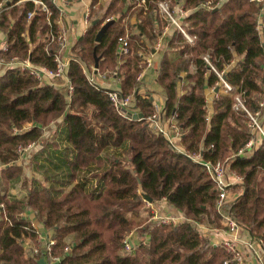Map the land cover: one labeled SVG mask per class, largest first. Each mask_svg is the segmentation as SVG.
Masks as SVG:
<instances>
[{
	"label": "trees",
	"instance_id": "16d2710c",
	"mask_svg": "<svg viewBox=\"0 0 264 264\" xmlns=\"http://www.w3.org/2000/svg\"><path fill=\"white\" fill-rule=\"evenodd\" d=\"M17 1L0 0L8 7L0 14V31L10 45L1 55L8 59L14 55L32 57L34 63L54 68L52 52L57 47L47 35L59 27V9L46 0L54 12L49 24L46 13L34 2L12 6ZM145 1L131 14L136 25L128 32V55L118 54V44L127 33L125 17L137 0H92L91 24L70 54L92 69L96 51L100 71L118 69L119 90L136 93L137 108L147 116L157 105L152 97L139 92L142 54L152 52L168 22L159 11L160 0ZM184 2L191 10L181 22L195 37L194 42L170 25L169 35L162 40L156 77L165 95L164 118L177 115L182 130L178 144L183 151L155 133L145 119L121 116L106 89L90 84L76 61L67 69L74 86L71 99L63 79L40 84L17 68L0 73V180L18 181L26 188L25 195L18 197L0 187V205H4L0 209L1 262L38 264L44 255L26 247L28 239L38 244L39 231L28 216L33 212L42 229L56 240L57 264H224L225 249L199 228V223L222 226L217 187L206 168L186 153H200L203 160L226 161L251 138L255 141L251 151L226 161L228 170L243 178L242 190L226 207L252 239L264 241V137L250 127L244 110L233 108L234 95L222 93L209 103L208 91L219 77L203 58L208 54L219 70H226L225 78L242 93L252 113L260 110L264 0ZM33 10L36 14L28 21V12ZM114 18L102 41L97 42L102 25ZM173 52L178 53L176 58H172ZM259 120L264 126V109ZM53 121L54 133L46 143L43 129ZM32 143L41 148L32 153L28 166L43 179L29 177L19 162L24 155L21 148ZM147 197L152 198V204L164 202L180 213L181 219L175 223L155 220ZM144 212L147 215L142 218ZM130 232L135 235L131 249L126 250ZM70 234H75V240L66 251Z\"/></svg>",
	"mask_w": 264,
	"mask_h": 264
},
{
	"label": "built area",
	"instance_id": "2783aa9c",
	"mask_svg": "<svg viewBox=\"0 0 264 264\" xmlns=\"http://www.w3.org/2000/svg\"><path fill=\"white\" fill-rule=\"evenodd\" d=\"M25 1H32L35 3L37 7L42 9L46 13V17L48 23L51 24V17L53 15V10L50 8L49 4L46 0H19L16 3H13L12 6L21 4ZM56 7L61 12V8L58 7V0H52ZM60 1H75V0H60ZM145 0H137V5L142 6L145 4ZM5 5L0 4V14L6 10L8 7ZM158 8L161 13V16L167 20V25L164 29V34L167 31L170 25L177 27L184 35V37L190 42L193 43L195 37L190 35L189 32L184 28L182 25V18L185 17L186 14L191 9H188L184 0H160L158 2ZM91 9L86 10L85 12V22L89 23L91 21L90 13ZM36 14V11H29L28 12V21H30ZM56 23L59 25L58 29L47 35V38L50 44H54L57 48L56 51L52 52L55 60V67L51 68L47 65H38L32 61V57L21 58L20 56L14 55L11 58H6L5 56L1 55V53L8 52L9 50V42L7 36L4 32L0 31V66H4L5 68H17L21 71L27 72L28 74L32 75L40 84L50 82L51 83L57 79H63L67 88L68 99H71L74 93V86L70 81L67 75V69L72 61H76L80 63L83 68V71L86 74V77L90 84L94 85L98 89H102L103 87L99 85L96 81L95 73L97 74L100 72L98 67H93L90 69L86 64H83L79 59L75 58L72 55H64L63 50L68 45V37H67V30L62 26V20L59 18ZM258 29H262V20L261 17L259 18V25ZM162 37L157 38L154 48L158 49L162 45ZM118 51L120 56L128 55L131 52L130 41H129V33L127 32L126 35L119 38V45ZM144 60L140 63V65H144L143 71L138 75L137 79L140 80L142 73L152 65V59L146 55L142 54ZM204 61L209 66L210 70L214 71L219 80L215 83V87L212 88L216 97L220 94H230L234 95V104L233 108L236 111L244 110L248 117L250 118L249 125L253 129L258 130L264 137V126L259 120L261 109H264V94L263 98L260 101L261 109L252 113L246 106L244 102V98L241 92H237V87L232 85L230 82L227 81L225 78V71L226 70H219L214 63H212L210 56L208 54L204 55ZM113 75H117V71H112ZM105 89V88H103ZM218 89V90H217ZM106 93L108 94L114 108L116 111L127 119H132L133 114V107L137 100L136 93H123L119 89H106ZM145 97H152L151 94L143 95ZM154 100V97H152ZM70 101V100H69ZM145 119L146 122L149 123V126L153 129V131L157 134L164 136L171 144L176 146L178 149L182 150V147L178 144V141L181 138L182 130L179 127V122L177 119V115L173 114L169 119L164 118V103L163 106L158 107L157 109L149 114L144 115V118H140L138 120ZM35 143L28 145L27 147L33 146ZM255 141L253 138L249 139V141L241 147L238 152L227 158V160L231 157H235L236 155H245L248 151H251L254 148ZM27 147L21 148V151H25ZM183 151V150H182ZM191 159L200 162L207 170L209 175L211 176L213 182L215 183L217 190H218V198H217V212L220 215L221 221L223 222L226 232L228 236L223 238L218 244L223 247L227 253V257L224 260V264H248L247 261V254L246 252H250L256 259L257 264H264V241L262 239H246L243 240L242 237V227L238 223V221L233 217L231 211L226 207V203L233 199L231 197L229 188L230 186L236 182L242 180V176L228 170L226 161L224 160H216V161H209L203 160L202 155L200 153H186ZM233 178L235 181H233ZM147 201V199H145ZM150 206L153 204L147 201ZM4 205H0V209H3ZM155 220L159 219L162 223H175L181 219L179 216H173L170 213L166 216L163 215L158 217L154 215L153 217ZM32 226L36 227L39 231V238L38 244L32 247V251L35 253H40L41 251L44 252V256H47L48 263L50 264H57L60 262V258L55 256L54 254V245L56 244V240L53 238L52 235L45 232V235L41 233L40 228L38 227L37 223L32 220ZM135 232H130L126 238L125 242V249L130 250L132 244V237H134ZM72 248L71 244H67L65 246V250L69 251ZM49 257V259H48Z\"/></svg>",
	"mask_w": 264,
	"mask_h": 264
},
{
	"label": "crops",
	"instance_id": "0c3cea01",
	"mask_svg": "<svg viewBox=\"0 0 264 264\" xmlns=\"http://www.w3.org/2000/svg\"><path fill=\"white\" fill-rule=\"evenodd\" d=\"M91 1L92 0H75V1H67V2L64 1L63 2V1L58 0V2H57L58 7L61 8L59 18H61V20H62V26L67 30V37H68V45L62 51L64 55H72V54H70V52H71L72 47L74 46V43L81 37V35H83V33L86 31V29L90 26L91 21L89 23H86L84 17H85L86 10H89V8H90L92 11L93 7H92ZM136 7H139L137 5V2L135 3L132 10L128 13V15L125 17L126 31L127 32H129L136 25V17L131 16V14L133 13V11ZM91 14H92V12L90 13V18H91ZM129 24L131 26H129ZM170 31L171 30L168 27L165 34L163 32L162 40L165 37H167V34L169 35ZM0 36H2V34H0ZM160 36H161V34H160ZM155 42H154V45H155ZM162 45L158 49L153 48L152 52H149V53L146 52L147 55L152 59V65L150 67H148L142 73V76L140 78V80L142 82V86L140 87V90H139L141 95L152 94V97H154V102L158 107L163 106V103H165V95L163 94V92H160V90H157L158 85H157V81H156L159 62H160L161 57L163 55V46ZM171 56H172V58H176L178 56V53L173 52ZM120 63L121 64L124 63L123 58H121V57H120ZM3 70H5V67L0 66V73H2ZM112 71H116V70H112ZM112 71H107L104 74H102L103 71H100L97 74L95 73L96 81L98 82L97 79H100V82H98V83H99V85H101L105 89H120L121 80L116 75L111 74ZM150 91H152V93ZM214 96H215L214 91L212 89L209 90L208 94H207L209 103H210V101H212V98ZM133 112H141V110L139 108H137L136 103L133 107ZM19 162H20V160H19ZM1 169H2V165L0 164V171H1ZM232 172H234V171H232ZM242 180H243V178H242ZM242 180L236 181L230 186L231 188L229 189V192H230L231 197H236L238 195V192L240 190H242V185H241ZM233 181H235L234 178H233ZM0 187L2 189L7 188V190L10 193H12L13 195H16L18 197H23L25 195L26 188L23 187L22 184L19 183L18 181H15V182L9 181L8 183L7 182L4 183V181L0 180ZM28 216L30 218H32V220H34L37 223L42 234L45 235V232H46V233L52 235L51 232H49L45 229H42L43 227H42L41 221L36 217V215L33 212H29ZM220 223L222 225L220 227H217V226L212 225L210 223L209 224L208 223H199V228L202 231V234L209 236L214 244H218L223 238L228 236V234L226 232V228H225L223 222L221 221V218H220ZM242 237H243V240L252 238V236L247 231H244V230H242ZM68 238H69V236L66 238V240H68ZM134 239H136V238H134ZM132 244H133V242H132ZM34 245H36V244H34L33 241H31L30 239H28V241L26 242V247L31 249V250H32V247ZM246 254H247L248 264H257L255 257L250 252H246ZM2 263H4V262H2ZM5 264H9V263H5Z\"/></svg>",
	"mask_w": 264,
	"mask_h": 264
},
{
	"label": "rangeland",
	"instance_id": "374dc122",
	"mask_svg": "<svg viewBox=\"0 0 264 264\" xmlns=\"http://www.w3.org/2000/svg\"><path fill=\"white\" fill-rule=\"evenodd\" d=\"M18 5V4H17ZM93 67V66H92ZM115 70V69H114ZM117 72H118V69L116 70ZM105 72H102V74H104ZM111 74H113L112 72H111ZM98 80V82H100V79H97ZM157 90H160L159 88H157ZM151 93H152V91H150ZM55 125V121H53L48 127H46L45 129H43V131H44V133H43V135H44V141L47 143V141H49L50 140V138H52V134L54 133L53 132V126ZM51 136V137H50ZM49 137V138H48ZM55 141V140H54ZM60 145V144H59ZM59 145H57L56 147H58ZM56 147H54V146H51V148H56ZM41 148V145H38V144H34L33 146H31V147H27L26 148V150L25 151H23V153L22 154H24L23 155V157L20 159V163L21 164H23V167H24V172H26L27 173V175L30 177L31 175L33 176H36V177H39L40 179H43V176L41 175V173L40 172H38L37 170H30L29 169V166H28V162L30 161V159H31V155H32V153H35V152H37L39 149ZM49 148V147H48ZM47 148V149H48ZM40 163V162H39ZM148 201V200H147ZM148 203V202H147ZM148 205H150V204H148ZM152 207V209H153V211H155V215L156 216H158V217H161V216H163V215H167V214H171V215H173V216H179V217H182V215L180 214V213H178L177 211H174V210H170L169 209V207L163 202V203H160V202H158V203H155V204H153V206H151ZM145 215H147V213L146 212H144V213H142V218L145 216ZM140 218V217H139ZM178 222V221H177ZM136 232V231H135ZM74 240H75V234H70L69 235V238H68V240H66V243H68V244H71V243H73L74 242ZM28 241V240H27ZM26 241V242H27ZM0 264H5V263H2V262H0Z\"/></svg>",
	"mask_w": 264,
	"mask_h": 264
},
{
	"label": "water",
	"instance_id": "95a60500",
	"mask_svg": "<svg viewBox=\"0 0 264 264\" xmlns=\"http://www.w3.org/2000/svg\"><path fill=\"white\" fill-rule=\"evenodd\" d=\"M116 21V19H110L108 20L106 23H104L102 25V27L100 28V30L98 31L97 35H96V41L97 42H101L102 38L105 34V32L107 31V29ZM94 24L97 23V20H95L93 22ZM95 58H96V67H98V58L96 56V51H95ZM218 90V89H217ZM140 118H144V113L143 112H136L133 114V119L138 120ZM149 202H152V198L147 197L146 198ZM38 264H50L48 263V260L46 259V257L43 255L40 257V259L38 260Z\"/></svg>",
	"mask_w": 264,
	"mask_h": 264
}]
</instances>
